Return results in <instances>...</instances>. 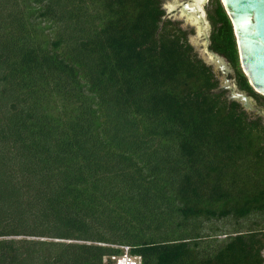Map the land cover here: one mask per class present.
Listing matches in <instances>:
<instances>
[{"label":"trees","instance_id":"16d2710c","mask_svg":"<svg viewBox=\"0 0 264 264\" xmlns=\"http://www.w3.org/2000/svg\"><path fill=\"white\" fill-rule=\"evenodd\" d=\"M215 12L214 49L264 110ZM163 16L161 0H0V264L112 263L110 245L141 264H259L264 119ZM227 218L256 229L205 241Z\"/></svg>","mask_w":264,"mask_h":264},{"label":"water","instance_id":"95a60500","mask_svg":"<svg viewBox=\"0 0 264 264\" xmlns=\"http://www.w3.org/2000/svg\"><path fill=\"white\" fill-rule=\"evenodd\" d=\"M221 2L232 24L241 69L254 91L264 96V0ZM203 4L204 0H191L180 9L181 15L197 25V34H190V41L208 65L214 66L224 76L231 75L227 59L210 49L209 23ZM177 7L173 5L170 11ZM224 84L223 88L228 89L230 101L241 103L245 110L255 112L264 119V110L255 105L247 93L238 90L233 80L225 79Z\"/></svg>","mask_w":264,"mask_h":264},{"label":"flooded vegetation","instance_id":"af4514ba","mask_svg":"<svg viewBox=\"0 0 264 264\" xmlns=\"http://www.w3.org/2000/svg\"><path fill=\"white\" fill-rule=\"evenodd\" d=\"M191 2V0H168V1H163L161 0V5H162V9L164 10V16H163V20L166 21V20H170L172 22H174L175 24H177L179 27L183 28L184 26L185 27H192L195 31V33L197 34V25L192 23L190 20H188L186 18V16L184 15H181V7L183 5H186L187 3ZM209 3V5L212 6L211 9L209 8H206V4ZM217 4L223 8V10L225 11L223 5H222V2L221 0H204V4H203V7H204V10L206 12V19L209 23V38H210V49L213 50L214 52H217L215 49H214V44H213V32H212V16L215 15V9L217 7ZM173 5H177L179 7H177V9H175L174 11H170V9L172 8ZM226 13V12H225ZM227 14V13H226ZM216 16V15H215ZM228 16V15H227ZM229 18V17H228ZM180 22V23H179ZM189 40V39H188ZM203 41V40H201ZM189 42L191 43V41L189 40ZM192 45V43H191ZM193 46V45H192ZM194 47V46H193ZM218 53V52H217ZM220 54V53H219ZM200 56V55H199ZM224 56V55H223ZM225 57V56H224ZM228 61V65L229 67L231 68L232 70V74L231 75H227V76H224L222 74L221 71L219 70H216L215 67L213 66V69L216 71V73L220 74L221 75V81H220V88L221 90H224L228 93V89L227 88H223L225 86L224 84V81L225 79H229V80H233V82L235 83L236 85V88L239 90V87H238V79H237V73H236V70L235 68L232 66L231 62L229 61V59L227 57H225ZM212 66V65H211ZM251 97V96H250ZM252 101L255 103V100L254 98H252ZM260 236L262 238H264V229L261 230L260 232ZM256 249L259 250V255H258V261L257 263L259 264H264V245H256L255 246Z\"/></svg>","mask_w":264,"mask_h":264},{"label":"rangeland","instance_id":"374dc122","mask_svg":"<svg viewBox=\"0 0 264 264\" xmlns=\"http://www.w3.org/2000/svg\"><path fill=\"white\" fill-rule=\"evenodd\" d=\"M163 1H165V0H163ZM206 8L211 9L212 6L209 5V3H207L206 4ZM212 24H213V26H212L211 30L213 32V36H215V39H217V41H221L218 38V37H221V33H222L221 22L215 15L212 16ZM182 29L186 30L189 40H190V34L191 35H196V33H195V31H194V29L192 27H188V28L186 27V28H182ZM194 49H195V47H194ZM195 51L198 53V51L196 49H195ZM200 57L202 58L201 55H200ZM218 77H219V81H221V78H220L219 74H218ZM227 95H228V93H227ZM258 102L264 103V97L260 95L258 97ZM253 220H254V222H257L256 219H253ZM260 223L261 222H259V226L261 225ZM238 226L241 229H243V231L250 230V229L251 230L252 229H256V227H253V221L250 220V219L237 221V220H235L233 218H230V219L227 218V219L222 220V221L205 223L203 225V227H202L201 232L204 235H207L205 241H216L217 243H221V241L226 237L223 233H232L233 230L235 229V227H238ZM261 227H262L261 229H264V226L261 225ZM213 229H218V230L215 233L213 231ZM14 238H16V239L17 238H24V239L26 238V239L34 240V241H61V239L49 238V237H27V236L24 237V236H19V237H14ZM67 242H73V241H67ZM113 246H115V245H113ZM115 248H116V246H115ZM116 249H118V248H116ZM104 262H105L104 264H112V263L108 262V258H105Z\"/></svg>","mask_w":264,"mask_h":264},{"label":"built area","instance_id":"2783aa9c","mask_svg":"<svg viewBox=\"0 0 264 264\" xmlns=\"http://www.w3.org/2000/svg\"><path fill=\"white\" fill-rule=\"evenodd\" d=\"M115 246L120 249L122 253L110 257L112 264H141V257L131 254V247L129 245ZM115 246L112 245L111 247L115 248Z\"/></svg>","mask_w":264,"mask_h":264}]
</instances>
